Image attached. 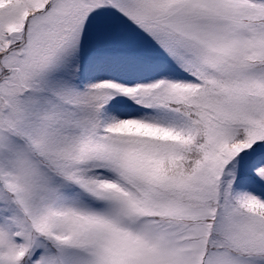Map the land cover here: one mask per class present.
I'll list each match as a JSON object with an SVG mask.
<instances>
[{
  "label": "snow or ice",
  "instance_id": "obj_1",
  "mask_svg": "<svg viewBox=\"0 0 264 264\" xmlns=\"http://www.w3.org/2000/svg\"><path fill=\"white\" fill-rule=\"evenodd\" d=\"M0 264H264V0H0Z\"/></svg>",
  "mask_w": 264,
  "mask_h": 264
}]
</instances>
